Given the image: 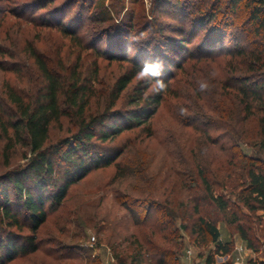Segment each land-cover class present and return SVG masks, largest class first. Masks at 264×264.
<instances>
[{
    "label": "trees",
    "instance_id": "1",
    "mask_svg": "<svg viewBox=\"0 0 264 264\" xmlns=\"http://www.w3.org/2000/svg\"><path fill=\"white\" fill-rule=\"evenodd\" d=\"M38 1L41 7H47L57 0ZM199 1L200 8L192 21L206 20L208 26L182 25L173 30L179 35L189 34L182 36L183 54L175 48L178 37L171 36L165 44L180 57H187L186 61L183 58L181 62L169 61L168 65L181 70L179 77L164 68L161 77L137 81L132 93L130 86L145 63L141 60L143 56H121L111 48L106 55V51L92 47L98 60L106 58L129 63V67L102 91L96 85L100 80L97 60L95 71H84L86 56L83 52L90 47L79 34V21L64 23L56 17V25H41L57 29L63 39L70 40L81 50L72 68L66 65L62 47L57 51L56 62L46 57L37 45L29 43L25 53L33 59V70L35 66L37 74L30 82L31 87L21 89L8 82L0 89V136L5 139L3 157L7 167L17 146L26 148L25 166L8 168L0 177V264H9L19 256L40 251V231L50 215L64 204L70 187L92 170L115 163L122 150L117 152L109 144L125 129L150 124L171 93L180 99L177 106L194 97L202 109L210 111L208 115L201 113L199 120L192 119L187 125L200 130L209 145L225 155L226 167L215 166L213 158L205 163L197 161V152L192 149L194 169L174 183L185 191V197L173 198L174 186L160 200L154 195L150 199L131 195L121 199L120 203L131 213L134 223L147 230L132 235L131 249L118 250L115 238L108 244L114 247L118 264H145L147 259L155 264H179L183 247L180 231L187 230L196 244L213 243L205 255V264H232L229 256L233 242L221 239L216 221L204 212V208L210 206L227 214L235 196L237 202L251 212L264 210V0ZM7 10L21 17L20 20L25 19L23 11ZM98 21L102 24L105 18L100 17ZM229 27L236 30L231 31ZM205 28L190 51L187 45ZM164 29L160 27L162 35ZM229 36L235 41L233 48L225 47V39ZM1 50L5 49L0 47ZM167 55H162L164 60L170 58ZM192 65L198 69L190 74ZM29 71L32 73V68ZM155 79H163L166 89L154 95L148 87ZM202 81L209 85L203 92L199 90ZM174 83L180 90L173 89ZM123 93L128 94L123 105L118 107ZM214 115L219 121L211 119ZM121 117L125 119L123 123L118 122L117 118ZM253 118L258 124L255 134L248 125ZM65 120H68L65 135L53 141L52 129L56 125L62 128ZM212 131L217 133L215 137ZM150 135L153 137L155 133L150 132ZM253 148L256 155L248 152ZM237 167L244 172L246 181L234 172ZM226 221L237 224L239 217L234 214L233 219ZM236 228L248 247L258 252L252 227L239 222ZM115 234L118 236L117 232ZM169 244L171 246L167 247ZM48 253L53 254L54 260L75 257L58 254V251L56 255L52 251ZM100 260L95 258L86 264H100Z\"/></svg>",
    "mask_w": 264,
    "mask_h": 264
},
{
    "label": "rangeland",
    "instance_id": "2",
    "mask_svg": "<svg viewBox=\"0 0 264 264\" xmlns=\"http://www.w3.org/2000/svg\"><path fill=\"white\" fill-rule=\"evenodd\" d=\"M200 4L199 0H57L53 5L41 7L38 0H0V47L7 50L0 51V89L8 82L21 89L31 87L30 82L33 78L36 79L37 74L34 73L35 66L33 70V59L25 53L29 43L37 45L46 57L56 62L57 51L62 47L66 65L73 68L78 60L80 47L68 39H63L57 29L41 26L47 23L56 25L57 18H61L64 23L79 21L81 24L79 34L83 37L84 44L90 47L88 51L83 52L86 56L84 71L87 73L95 71L97 60L100 80L96 85L102 91L129 67V63L106 58L98 60L92 50L94 47L106 51V55L111 48L115 54L129 58L141 55L143 62L162 60L164 68L179 77L181 70L168 64L171 60L183 61L181 60L183 56L180 57L165 44L171 36L178 37L175 48L183 54L182 36L186 37L189 34L179 35L173 30L182 25L208 26L206 20L198 18L192 21ZM13 8L14 11H23L25 19L20 20L21 17L17 18L10 12L7 13V9ZM100 17L105 18L102 24L98 21ZM161 26L165 27L164 35L160 32ZM205 30L206 28L202 29L192 43L187 45L190 51L199 42ZM229 30L236 29L229 27ZM142 32H146L147 37L139 42L126 39L130 34L139 36ZM100 38H103V41L100 42ZM234 44L233 37L225 39L226 48H233ZM21 50L22 54L19 55ZM164 54H168L170 58L164 60L162 57ZM183 59L186 61L187 57ZM30 68L32 73L29 71ZM197 69L198 67L194 68L192 65L189 69L190 74L197 72ZM137 81L135 79L132 82L130 93ZM173 87L176 90L178 86L174 83ZM178 88L180 90V87ZM184 92L183 88L182 93ZM127 94H122L118 107L123 105ZM172 94L175 93H171L167 103L159 107L150 124L125 129L109 144V147L117 152L122 150L115 163L92 170L83 180L70 187L64 204L50 215L40 231L42 241L40 251L19 256L9 264H86L88 260L93 261L95 258L101 259L100 264H118L114 247H111L108 241L117 239L118 250L131 249L132 235L147 230L146 227L134 223L131 213L120 203L121 199H126L130 195L150 199L149 197L154 195L160 200L164 199L174 186L176 187L172 194L173 198L185 197V191L180 189L179 184L174 183L178 178H185L184 174L194 169L196 163L192 149L197 152V161L205 163L213 158L215 166L226 167L225 155L217 147L209 145L206 135L200 130L187 125L192 119L199 120L201 113L208 115L210 111L202 109L200 102L194 97L183 100V105L177 106L176 102L180 99L177 100ZM127 106L126 108H129ZM181 109H186V112L182 113ZM213 118L219 121L217 115L211 119ZM117 119L119 123L125 120L123 117ZM67 125L68 120H65L62 128L56 125L52 129L53 141L65 135ZM248 125L255 134L258 129L257 120L250 119ZM150 132H154L155 136L152 137ZM212 132V136L215 137L217 133ZM4 144L5 139L0 136V177L8 168L25 166L26 163L24 157L26 148L17 146L16 151L12 153L11 164L7 167L3 157ZM248 152L256 155L255 148ZM118 168L121 170L119 175ZM234 170L246 181L240 167ZM231 200L232 209L227 214L218 212L210 206H206L204 212L209 213L216 221L221 239L233 242V251L229 256L232 264L264 262V210L251 212L237 202L235 196ZM143 214L141 211L140 215ZM234 214L239 217L240 223L252 227L251 233L255 235L253 237L255 244L260 249L258 252L249 248L247 242L241 238L236 228L239 222L230 224L226 221L233 219ZM180 232L183 247L179 264H205V255L213 247V243L198 245L192 240L190 231ZM92 237L95 239L92 240ZM166 246L170 247L171 244ZM240 246L244 250L241 251ZM49 251L55 255L58 251V254L75 257L54 260L53 254L50 255ZM217 259L221 260L220 257ZM145 264L155 263L147 259Z\"/></svg>",
    "mask_w": 264,
    "mask_h": 264
},
{
    "label": "clouds",
    "instance_id": "3",
    "mask_svg": "<svg viewBox=\"0 0 264 264\" xmlns=\"http://www.w3.org/2000/svg\"><path fill=\"white\" fill-rule=\"evenodd\" d=\"M147 37L146 32H142L139 34V36L135 35H129L126 37L128 40H136L139 42L140 40H143ZM164 70V62L162 60H155V61H146L144 65L138 70L136 73V79L138 81H147L152 80L154 77H161ZM209 87L208 83L206 81H202L199 83V90L205 91ZM166 89V84L163 79H155L150 86L148 87V90L152 94H159L160 92L164 91ZM181 112H186V109H181Z\"/></svg>",
    "mask_w": 264,
    "mask_h": 264
},
{
    "label": "built area",
    "instance_id": "4",
    "mask_svg": "<svg viewBox=\"0 0 264 264\" xmlns=\"http://www.w3.org/2000/svg\"><path fill=\"white\" fill-rule=\"evenodd\" d=\"M95 238L94 237H92V240H94ZM241 251L242 250H244V248L242 247V246H240V248H239Z\"/></svg>",
    "mask_w": 264,
    "mask_h": 264
}]
</instances>
